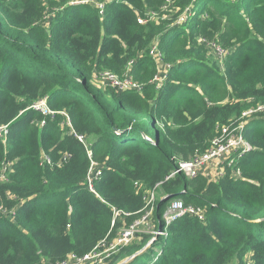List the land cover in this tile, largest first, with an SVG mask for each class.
Here are the masks:
<instances>
[{"label":"trees","instance_id":"trees-1","mask_svg":"<svg viewBox=\"0 0 264 264\" xmlns=\"http://www.w3.org/2000/svg\"><path fill=\"white\" fill-rule=\"evenodd\" d=\"M90 2L105 4L102 16ZM151 12L159 18L138 23ZM200 41L219 45L224 59ZM154 46L164 64L159 88ZM94 72L128 73L142 90L100 91ZM44 98L52 117L30 109ZM260 104L264 0H0V127L8 130L0 164H12L0 204L13 211L0 219V264L88 254L138 218L158 184L152 228L110 264L156 235L149 264H264V116L242 117ZM228 125L249 152L214 180L167 179ZM92 163L100 175L90 192ZM177 199L204 220L184 215L167 226L164 212ZM111 208L131 216L112 227Z\"/></svg>","mask_w":264,"mask_h":264},{"label":"built area","instance_id":"built-area-1","mask_svg":"<svg viewBox=\"0 0 264 264\" xmlns=\"http://www.w3.org/2000/svg\"><path fill=\"white\" fill-rule=\"evenodd\" d=\"M170 2L171 1H168V4L163 7L162 12L166 11L170 7ZM104 7V3L95 6V8L98 10L99 16L103 15ZM158 18V13L151 12L146 14L144 18H139L138 23L143 25L150 21L157 20ZM179 21L183 20L181 19ZM200 42L202 44H206V48L212 52L215 59L220 62L224 59L226 51L223 50L219 45L215 43H205L204 41ZM155 54L160 59V55L157 52L156 47L154 46L150 51V55L153 57ZM130 64L132 65V63ZM166 68H168V66ZM163 74V77L158 78L157 76L154 78L153 82L156 84L157 88L161 87L162 82L165 80V73ZM99 77L103 81V85L105 87L112 88L118 94L124 92H140L142 90V87L140 85L132 82L128 73H126L122 77H118L117 75H114L112 73L103 72ZM30 109L39 112L44 117H52L54 115V112L50 111L47 107L46 98L34 103ZM251 115L264 116V105L260 104L254 108L249 109L242 114V117L246 118L250 117ZM63 116L65 117L64 114ZM7 131V127H0V138H4V136L7 134ZM238 131L239 128H232L231 125L217 127L216 136L210 142L209 148L206 150V152L196 155L188 161H178L175 172L167 179L171 178L174 174H182L187 178H194L200 173L201 170L208 166L217 167L219 176H221L223 172L222 166L224 164L230 166L235 160L241 158L244 154L250 151L249 145L243 140ZM40 161L41 164H52L50 158L44 153L41 154ZM11 166L12 164L8 162H3L0 164V183H4L7 181V175L11 171ZM94 167H97V170L93 172L92 170ZM99 175L100 171L98 165L92 163L86 180L87 187L90 192H93V182L99 177ZM135 188L139 189L140 184L136 183ZM158 188H160L159 184L153 191L145 194V210L131 224L127 226L125 224H122L121 230L117 231L112 236L109 235L104 238L88 254H85L83 256L69 254L58 264H110L113 258L117 256L123 248L129 246L135 241L136 236L138 235L140 230L145 229L149 231L152 228L151 217L153 213L154 202L156 200V189ZM111 210L113 213V221L111 224L112 227L114 226L115 221H124L125 218L131 216L129 213H125L114 208H111ZM184 215L195 217L199 221L204 220V211L201 208L194 207L192 205H185L178 199L171 201L167 205L163 215V219L168 226L170 223L174 222ZM6 217L12 219L13 211H7L4 206L0 204V219ZM245 264H248V259L246 260Z\"/></svg>","mask_w":264,"mask_h":264},{"label":"rangeland","instance_id":"rangeland-1","mask_svg":"<svg viewBox=\"0 0 264 264\" xmlns=\"http://www.w3.org/2000/svg\"><path fill=\"white\" fill-rule=\"evenodd\" d=\"M76 4H78V3H76ZM92 7H94L95 8V6L96 5H98V4H102V3H100V2H90L89 3ZM163 12H165V11H163ZM161 13H162V10H161ZM49 18V17H48ZM50 18H51V15H50ZM161 19H163V16L161 17ZM206 51V57L212 62V63H214L215 64V60H214V58H213V56H212V54H211V52L210 51H208V50H205ZM153 59H154V61H155V63L158 65V68H159V72H158V78L161 76V74L163 73V71H164V64L161 62V60L158 58V56L155 54L154 56H153ZM132 64H133V62H132ZM216 64H217V62H216ZM129 67H131V64H130V66ZM162 72V73H161ZM103 73V72H102ZM101 74V73H100ZM100 74L99 73H97V72H94V75H93V77H92V83H93V85H94V88H96V89H98V90H100V91H103L104 90V88H105V86L103 85V81L100 79ZM112 89V88H111ZM115 91V90H114ZM213 167V166H212ZM207 168V167H206ZM206 168H204L203 170H201L200 171V173H202V174H206L207 175V177H209L210 179H217L218 178V176H219V171L217 170V167H213V168H211L210 170H207L206 172H204V170H206ZM221 168V167H220ZM97 170V167H94L93 168V172L94 171H96ZM222 171H223V169H222ZM92 172V173H93ZM90 176H91V174H90ZM157 193H160L161 194V189L160 188H158V190H157ZM113 214V213H112ZM131 215V214H130ZM112 220H113V218H112ZM134 221V220H133ZM116 222V221H115ZM147 230H145V229H142V230H140L139 231V233L138 234H141V233H144V232H146ZM158 235H160V234H158ZM142 258V259H141ZM140 258V260L138 261V262H135V263H133V264H149L150 262H151V259H150V256H148V254L146 253L144 256H142Z\"/></svg>","mask_w":264,"mask_h":264},{"label":"water","instance_id":"water-1","mask_svg":"<svg viewBox=\"0 0 264 264\" xmlns=\"http://www.w3.org/2000/svg\"><path fill=\"white\" fill-rule=\"evenodd\" d=\"M164 199V198H163ZM162 200V198H161ZM157 235L154 236L150 241H148L139 251L134 253L133 255L119 261L117 264H133L146 253H148L151 249H153L154 245L157 243Z\"/></svg>","mask_w":264,"mask_h":264},{"label":"crops","instance_id":"crops-1","mask_svg":"<svg viewBox=\"0 0 264 264\" xmlns=\"http://www.w3.org/2000/svg\"><path fill=\"white\" fill-rule=\"evenodd\" d=\"M214 167V166H213ZM212 166H208L207 168H206V170H204V172H206L207 170H210L211 168H213ZM204 175H206V174H204ZM207 176V175H206Z\"/></svg>","mask_w":264,"mask_h":264}]
</instances>
